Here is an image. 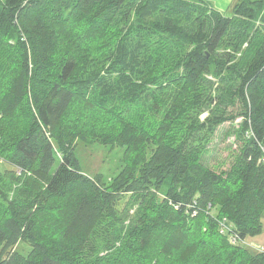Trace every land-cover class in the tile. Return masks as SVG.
<instances>
[{"label":"trees","instance_id":"16d2710c","mask_svg":"<svg viewBox=\"0 0 264 264\" xmlns=\"http://www.w3.org/2000/svg\"><path fill=\"white\" fill-rule=\"evenodd\" d=\"M263 6L0 0V264H264ZM237 99L240 153L216 171L205 142ZM81 143L123 147V168L87 174Z\"/></svg>","mask_w":264,"mask_h":264},{"label":"rangeland","instance_id":"374dc122","mask_svg":"<svg viewBox=\"0 0 264 264\" xmlns=\"http://www.w3.org/2000/svg\"><path fill=\"white\" fill-rule=\"evenodd\" d=\"M257 2H264V0H252ZM210 5V4H209ZM229 11V10H228ZM260 16L256 20V27L262 28L264 26L263 14L264 6L259 11ZM227 15H232V11L226 12ZM248 45L246 42L243 47ZM240 55V53H239ZM207 77L211 80L213 86V96L215 101L209 107L205 108L201 113L200 118L204 120L209 115L213 114V107L216 104L218 97V88L221 85L220 78L213 74H207ZM219 100V99H218ZM245 110L239 100L237 99L235 103L228 105L227 114H235L236 119L225 121L220 124L210 138L205 142L204 152L201 156L202 162L216 170L222 171L229 169L236 161L240 148L243 142V122L245 120L244 115ZM248 136L247 131L244 133ZM124 155V148L111 145H103L100 143H95L93 145H86L81 143L78 147V158L82 164L83 170L89 175H96L102 173L107 181L123 168L124 164L122 161ZM12 168L10 164L6 162H0V170L5 171ZM214 212L216 210L214 209ZM260 236V237H259ZM249 240L260 241L263 246L259 250H264V217H263V232L258 235L249 236ZM257 243V242H256ZM194 245L200 250L202 245L198 242H194ZM17 251L27 254L30 251V246L21 241L15 247ZM184 250V248H183ZM253 250H258L255 247Z\"/></svg>","mask_w":264,"mask_h":264},{"label":"built area","instance_id":"2783aa9c","mask_svg":"<svg viewBox=\"0 0 264 264\" xmlns=\"http://www.w3.org/2000/svg\"><path fill=\"white\" fill-rule=\"evenodd\" d=\"M264 149V148H263ZM263 162H264V155L261 159ZM192 214L195 215L197 214V210L194 209L192 211ZM220 229H221V232L222 233H230V239L232 242L234 243H237V242H240L241 240H239V236L237 234H234V233H231V230L233 229L232 225L228 222V220L226 218H224L222 221H221V224H220ZM242 243L243 244H246V242L242 240ZM250 245L252 247H255V248H258L260 249V247L257 245V244H254V243H250Z\"/></svg>","mask_w":264,"mask_h":264},{"label":"crops","instance_id":"0c3cea01","mask_svg":"<svg viewBox=\"0 0 264 264\" xmlns=\"http://www.w3.org/2000/svg\"><path fill=\"white\" fill-rule=\"evenodd\" d=\"M205 1H207L210 5H212L216 9L220 10L221 12L226 13V12H228L230 7L234 4V2L236 0H205ZM251 243L257 244L260 248L263 247L260 244V241L252 240Z\"/></svg>","mask_w":264,"mask_h":264}]
</instances>
